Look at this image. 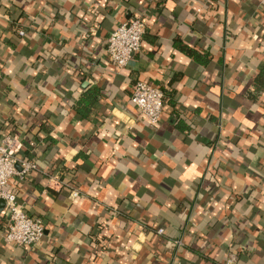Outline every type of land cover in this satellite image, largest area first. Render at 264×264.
<instances>
[{"label":"crops","instance_id":"1","mask_svg":"<svg viewBox=\"0 0 264 264\" xmlns=\"http://www.w3.org/2000/svg\"><path fill=\"white\" fill-rule=\"evenodd\" d=\"M138 14L141 49L118 67L107 38ZM137 81L164 90L157 124ZM6 135L37 165L7 189L45 235L8 243L5 204L0 264H264V5L0 0Z\"/></svg>","mask_w":264,"mask_h":264},{"label":"built area","instance_id":"2","mask_svg":"<svg viewBox=\"0 0 264 264\" xmlns=\"http://www.w3.org/2000/svg\"><path fill=\"white\" fill-rule=\"evenodd\" d=\"M264 5V0H259ZM146 21L140 14L121 22L108 36L106 54L108 60L118 67H125L134 58L142 46L146 32ZM24 34V31H20ZM131 102L153 124L161 118L166 98L164 90L146 81H137L131 93ZM19 140L16 135H6L0 144V200H4L10 213V223L6 230L5 239L8 243L18 246L31 247L37 245L45 235V226L40 218L28 214L18 202L15 193L7 189L10 178L18 175L24 178L37 167L36 163L26 157L18 156ZM18 165L20 169H18ZM50 186L57 188L60 182L51 178ZM71 194L79 195L77 189ZM159 233L164 228L158 229ZM181 240L178 241L180 245ZM235 260L232 257L226 264Z\"/></svg>","mask_w":264,"mask_h":264},{"label":"water","instance_id":"3","mask_svg":"<svg viewBox=\"0 0 264 264\" xmlns=\"http://www.w3.org/2000/svg\"><path fill=\"white\" fill-rule=\"evenodd\" d=\"M4 205H5V201L4 200H0V210H1V208L4 207Z\"/></svg>","mask_w":264,"mask_h":264}]
</instances>
